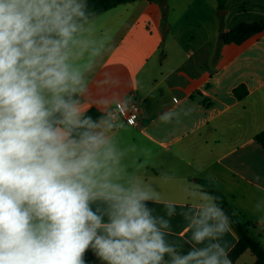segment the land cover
Listing matches in <instances>:
<instances>
[{
  "label": "clouds",
  "instance_id": "clouds-1",
  "mask_svg": "<svg viewBox=\"0 0 264 264\" xmlns=\"http://www.w3.org/2000/svg\"><path fill=\"white\" fill-rule=\"evenodd\" d=\"M97 15L88 0H0V264H231L224 237L234 213L213 193L214 177L185 185L193 203L178 210L120 141L131 99L101 97L102 115L87 114L112 50ZM104 75L99 83L119 86ZM190 111L159 120L179 123ZM254 210L264 224V199Z\"/></svg>",
  "mask_w": 264,
  "mask_h": 264
},
{
  "label": "crops",
  "instance_id": "crops-1",
  "mask_svg": "<svg viewBox=\"0 0 264 264\" xmlns=\"http://www.w3.org/2000/svg\"><path fill=\"white\" fill-rule=\"evenodd\" d=\"M224 10L217 0H166L164 8L138 0L101 14L109 17L96 30L107 34L112 50L90 84L86 110L94 118L102 115L95 101L114 94L137 101L138 125L127 122L125 106L118 135L122 145L135 147L129 159L145 181L179 210L193 203L183 193L185 185L214 177L264 246L262 214L254 210L264 199V148L255 140L264 132V0H229ZM255 22L263 30L242 44L223 42L240 24ZM105 73L118 77L119 86L99 83ZM180 108L191 111L179 123L159 120L162 112ZM164 172L174 179L163 182ZM155 207L162 211L163 205ZM172 223L173 239L182 243L188 234L181 218ZM224 239L230 252L238 242L232 228ZM255 262L247 251L231 264Z\"/></svg>",
  "mask_w": 264,
  "mask_h": 264
},
{
  "label": "trees",
  "instance_id": "trees-1",
  "mask_svg": "<svg viewBox=\"0 0 264 264\" xmlns=\"http://www.w3.org/2000/svg\"><path fill=\"white\" fill-rule=\"evenodd\" d=\"M138 0H88L90 7L97 10L98 15H101L107 11L115 9L121 5L129 4L136 2ZM149 1H158L161 3L162 7H166V0H149ZM229 0H217L220 10H224L226 4ZM263 26L257 22L248 24L242 23L230 32H228L223 39L224 43H236L242 44L251 36L261 32ZM162 54V52H161ZM218 55V53H217ZM241 95H243V87L240 89ZM238 93V90L236 91ZM90 114V113H89ZM255 140L264 148V132L259 133ZM198 183L204 185L207 183V180L200 179ZM213 193L217 196L222 197L223 207L230 213H234L233 220L235 221L231 228L234 230L235 234L238 237V242L230 250L229 258L231 263H235L245 252H251L255 258V264H264V246L261 245L250 233L249 225L243 223L237 214L233 211L227 199L224 197L219 188L213 184Z\"/></svg>",
  "mask_w": 264,
  "mask_h": 264
},
{
  "label": "built area",
  "instance_id": "built-area-1",
  "mask_svg": "<svg viewBox=\"0 0 264 264\" xmlns=\"http://www.w3.org/2000/svg\"><path fill=\"white\" fill-rule=\"evenodd\" d=\"M141 107L137 101H132L129 107L127 122L130 125H138L140 121Z\"/></svg>",
  "mask_w": 264,
  "mask_h": 264
},
{
  "label": "rangeland",
  "instance_id": "rangeland-1",
  "mask_svg": "<svg viewBox=\"0 0 264 264\" xmlns=\"http://www.w3.org/2000/svg\"><path fill=\"white\" fill-rule=\"evenodd\" d=\"M225 11V10H224ZM103 15V14H102ZM102 15H100V16H98V17H96V20H95V28H100V26H102V24H103V21L104 20H108V17H103ZM106 15V14H105ZM249 255H251L250 253H249Z\"/></svg>",
  "mask_w": 264,
  "mask_h": 264
},
{
  "label": "water",
  "instance_id": "water-1",
  "mask_svg": "<svg viewBox=\"0 0 264 264\" xmlns=\"http://www.w3.org/2000/svg\"><path fill=\"white\" fill-rule=\"evenodd\" d=\"M221 37H224V34H222Z\"/></svg>",
  "mask_w": 264,
  "mask_h": 264
}]
</instances>
